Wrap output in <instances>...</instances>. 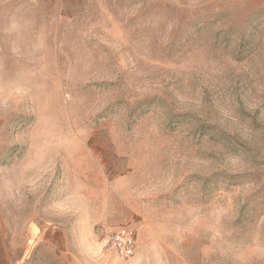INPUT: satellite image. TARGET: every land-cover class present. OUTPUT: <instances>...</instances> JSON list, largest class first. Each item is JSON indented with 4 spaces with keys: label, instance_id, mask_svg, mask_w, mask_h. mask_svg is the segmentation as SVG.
Listing matches in <instances>:
<instances>
[{
    "label": "rangeland",
    "instance_id": "374dc122",
    "mask_svg": "<svg viewBox=\"0 0 264 264\" xmlns=\"http://www.w3.org/2000/svg\"><path fill=\"white\" fill-rule=\"evenodd\" d=\"M0 264H264V0H0Z\"/></svg>",
    "mask_w": 264,
    "mask_h": 264
},
{
    "label": "built area",
    "instance_id": "2783aa9c",
    "mask_svg": "<svg viewBox=\"0 0 264 264\" xmlns=\"http://www.w3.org/2000/svg\"><path fill=\"white\" fill-rule=\"evenodd\" d=\"M132 236V231L124 226L111 233L109 239L124 256L130 257L134 255L135 249V242L132 240Z\"/></svg>",
    "mask_w": 264,
    "mask_h": 264
}]
</instances>
